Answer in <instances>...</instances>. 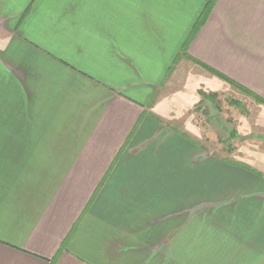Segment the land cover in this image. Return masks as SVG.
Returning a JSON list of instances; mask_svg holds the SVG:
<instances>
[{
  "label": "crops",
  "instance_id": "obj_1",
  "mask_svg": "<svg viewBox=\"0 0 264 264\" xmlns=\"http://www.w3.org/2000/svg\"><path fill=\"white\" fill-rule=\"evenodd\" d=\"M228 80L264 0H0V264H264V161L171 123Z\"/></svg>",
  "mask_w": 264,
  "mask_h": 264
},
{
  "label": "rangeland",
  "instance_id": "obj_2",
  "mask_svg": "<svg viewBox=\"0 0 264 264\" xmlns=\"http://www.w3.org/2000/svg\"><path fill=\"white\" fill-rule=\"evenodd\" d=\"M206 94L207 97L199 94L200 103L192 106L193 126L187 116L171 123L181 129L186 124L196 128L195 137L206 146L205 151L218 157L264 161V105L232 84L217 97Z\"/></svg>",
  "mask_w": 264,
  "mask_h": 264
},
{
  "label": "trees",
  "instance_id": "obj_3",
  "mask_svg": "<svg viewBox=\"0 0 264 264\" xmlns=\"http://www.w3.org/2000/svg\"><path fill=\"white\" fill-rule=\"evenodd\" d=\"M205 22V19H203V21L201 22L200 25H202ZM190 42V41H189ZM189 42L187 43V45L185 46L184 49V53L186 51V47L188 46ZM235 88L247 93L249 96L254 97L256 99L257 102L261 103L264 105V100L262 98H260L258 95L254 94L253 92H251L250 90L234 83L233 81L228 80ZM200 95H202L203 97H207V94L203 91L199 92ZM209 97L213 98V97H217V94H210ZM249 168V167H248ZM251 169V168H249Z\"/></svg>",
  "mask_w": 264,
  "mask_h": 264
}]
</instances>
